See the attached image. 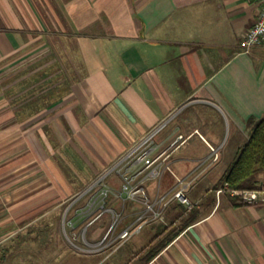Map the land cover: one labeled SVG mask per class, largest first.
Masks as SVG:
<instances>
[{"label":"crops","instance_id":"crops-1","mask_svg":"<svg viewBox=\"0 0 264 264\" xmlns=\"http://www.w3.org/2000/svg\"><path fill=\"white\" fill-rule=\"evenodd\" d=\"M259 10L255 0H0V217L61 209L86 253L74 264H264V201L234 206L217 193L248 121L264 114V39L240 45ZM160 124L152 140L168 156L146 194L182 188L191 206L172 199L163 219L121 240L144 205L108 194L121 217L105 237L112 215L88 224L90 185Z\"/></svg>","mask_w":264,"mask_h":264},{"label":"built area","instance_id":"built-area-1","mask_svg":"<svg viewBox=\"0 0 264 264\" xmlns=\"http://www.w3.org/2000/svg\"><path fill=\"white\" fill-rule=\"evenodd\" d=\"M260 4L258 18L254 25L247 31L240 42V45L248 50L250 47L264 39V0H255ZM162 124L149 130L146 134L136 140L129 146L122 155H120L114 164L108 169V173L116 172L121 179L120 189H111L104 182L105 175L97 178L90 185L89 190L95 189L91 199L84 205L85 210L91 211L96 208L97 213L90 219L92 223L99 218L104 212H111L112 222L108 227L105 237L114 230L120 220L121 213L110 210L105 206V198L111 190L114 195L124 199L138 200L144 205V208L138 213L134 222L123 228L117 238L125 240L134 232L139 231L147 222L163 219V209L172 199H178L182 203L191 206L189 199L183 194L182 188L173 191L171 194L160 197L157 201H151L145 191L144 182L148 178L156 177L162 167L161 161L166 159L168 154L163 152L157 153L152 136L158 131ZM180 180V179H179ZM228 185L225 183L217 189V193L225 192ZM231 195H237L243 202L252 204L264 201V190H231ZM159 204V205H158ZM104 237V238H105ZM22 264V263H13Z\"/></svg>","mask_w":264,"mask_h":264},{"label":"rangeland","instance_id":"rangeland-1","mask_svg":"<svg viewBox=\"0 0 264 264\" xmlns=\"http://www.w3.org/2000/svg\"><path fill=\"white\" fill-rule=\"evenodd\" d=\"M78 163L79 172L85 176L90 174L84 160L79 159ZM102 175L110 176L106 181L111 189L119 188V185L114 188L110 184L111 180H118L115 173L103 171L97 178ZM110 194H113L112 190ZM60 210L40 218L14 215L0 217V255L8 249L0 264H74L85 259L86 253L72 244L76 240L73 239L69 226L63 223V216L61 213L57 216Z\"/></svg>","mask_w":264,"mask_h":264},{"label":"trees","instance_id":"trees-1","mask_svg":"<svg viewBox=\"0 0 264 264\" xmlns=\"http://www.w3.org/2000/svg\"><path fill=\"white\" fill-rule=\"evenodd\" d=\"M248 125V139L225 171L220 185H228L223 193L230 195L234 206L249 203L243 202L237 195H231V190H264V114L258 119H250ZM7 251L5 249L3 254L1 252L0 260H3Z\"/></svg>","mask_w":264,"mask_h":264}]
</instances>
